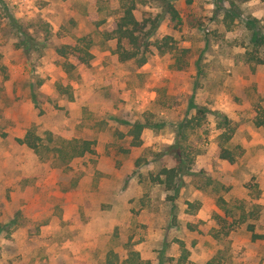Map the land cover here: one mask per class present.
Returning a JSON list of instances; mask_svg holds the SVG:
<instances>
[{"label":"rangeland","instance_id":"1","mask_svg":"<svg viewBox=\"0 0 264 264\" xmlns=\"http://www.w3.org/2000/svg\"><path fill=\"white\" fill-rule=\"evenodd\" d=\"M133 1L170 37L141 65L102 35L120 0H0V264H264V0ZM76 42L87 64L55 52ZM200 108L189 173L166 187L169 147ZM27 131L93 152L38 156L16 141Z\"/></svg>","mask_w":264,"mask_h":264},{"label":"trees","instance_id":"2","mask_svg":"<svg viewBox=\"0 0 264 264\" xmlns=\"http://www.w3.org/2000/svg\"><path fill=\"white\" fill-rule=\"evenodd\" d=\"M264 2V1H263ZM121 14L107 28L103 33L105 40H116L115 53L118 56L120 62H126L134 60L138 64H143L147 60V54H152L153 50H156L159 54L169 52L166 50L170 40L169 36H164L161 40L155 39L154 31L156 30V23H150L147 27L145 20L139 22L133 15L134 1L133 0H120ZM166 12L170 16V20L174 22L175 26L181 23L177 10L170 4H166ZM81 42V40H78ZM78 42L75 45H61L55 49L56 54L60 58H67L68 55H72L78 63L87 64L91 59V54L87 51V47ZM205 117V110L200 108L196 111L195 115L183 122L178 127V138L175 143L169 147L174 151L176 160V167L170 169H164L160 173L165 176V185L170 187L174 179L179 178L181 175L189 173V167L193 160L189 158L186 151V147H183V141L186 139L187 130L192 131L196 127H201V121ZM226 122V120L224 119ZM224 125H228L227 122ZM143 127L135 122L129 129V134L132 135L131 146L135 147L140 144V135ZM231 131H222L219 138L221 141L220 151L218 157L221 160L233 163L235 156L233 152L223 144H226L231 136ZM58 144L53 147H49L47 144L42 143V138L34 134L32 131H27L21 139H16L20 145H24L28 149L32 150L34 154L42 156L41 150H47L54 152L60 159L71 160L72 158L82 157L85 154H91L93 152L94 140L86 139H59ZM51 142V137L48 138L47 143ZM253 238L263 239V235H253ZM135 264H152L147 260H138ZM211 264V263H207Z\"/></svg>","mask_w":264,"mask_h":264}]
</instances>
